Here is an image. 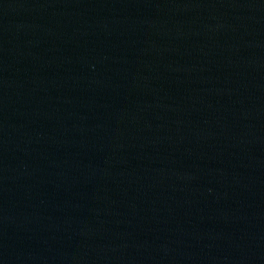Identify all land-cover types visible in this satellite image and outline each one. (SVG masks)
Segmentation results:
<instances>
[{
	"label": "water",
	"instance_id": "1",
	"mask_svg": "<svg viewBox=\"0 0 264 264\" xmlns=\"http://www.w3.org/2000/svg\"><path fill=\"white\" fill-rule=\"evenodd\" d=\"M0 264H264V0H0Z\"/></svg>",
	"mask_w": 264,
	"mask_h": 264
}]
</instances>
